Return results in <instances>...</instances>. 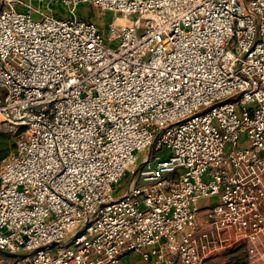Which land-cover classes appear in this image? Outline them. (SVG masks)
<instances>
[{"label": "built area", "instance_id": "built-area-1", "mask_svg": "<svg viewBox=\"0 0 264 264\" xmlns=\"http://www.w3.org/2000/svg\"><path fill=\"white\" fill-rule=\"evenodd\" d=\"M0 91V264H264V0H0Z\"/></svg>", "mask_w": 264, "mask_h": 264}, {"label": "rangeland", "instance_id": "rangeland-1", "mask_svg": "<svg viewBox=\"0 0 264 264\" xmlns=\"http://www.w3.org/2000/svg\"><path fill=\"white\" fill-rule=\"evenodd\" d=\"M53 8H54V11L57 15H60L61 17H68L69 16V9L68 8H65L59 4H55L53 6ZM75 12L79 18L90 19L91 21L96 23L97 26L100 29L104 30L106 33L108 30V23L112 19V17L114 16V14L111 12L97 11V10H94L88 6H85V5L78 7L75 10ZM0 125H1V128H3L4 130L6 129V130L11 131V133H10L11 135H10L9 140H8V146H7L6 150H4L0 154V158H1V156L8 154V153L15 150L18 133L14 131L15 129L10 128L6 124L0 123ZM152 156L155 157V154H153ZM201 203H202V201L199 202V204H201ZM244 251H245V248H244ZM137 261H138L137 257L135 258L132 256L125 257L122 260L123 264H137ZM225 262H226V259H224L222 255H218L213 260H211L208 264H225Z\"/></svg>", "mask_w": 264, "mask_h": 264}, {"label": "trees", "instance_id": "trees-1", "mask_svg": "<svg viewBox=\"0 0 264 264\" xmlns=\"http://www.w3.org/2000/svg\"><path fill=\"white\" fill-rule=\"evenodd\" d=\"M2 95L3 93L2 91H0V100L2 99ZM10 133L11 131L6 129L4 130L3 128H1L0 125V154L4 150H6L8 146V140L11 135ZM221 255L223 256L224 259H226L225 264H248L243 243L235 245L234 247L228 249Z\"/></svg>", "mask_w": 264, "mask_h": 264}, {"label": "water", "instance_id": "water-1", "mask_svg": "<svg viewBox=\"0 0 264 264\" xmlns=\"http://www.w3.org/2000/svg\"><path fill=\"white\" fill-rule=\"evenodd\" d=\"M0 256L3 257H14V255L0 251Z\"/></svg>", "mask_w": 264, "mask_h": 264}, {"label": "crops", "instance_id": "crops-1", "mask_svg": "<svg viewBox=\"0 0 264 264\" xmlns=\"http://www.w3.org/2000/svg\"><path fill=\"white\" fill-rule=\"evenodd\" d=\"M120 264H123V262H121Z\"/></svg>", "mask_w": 264, "mask_h": 264}]
</instances>
